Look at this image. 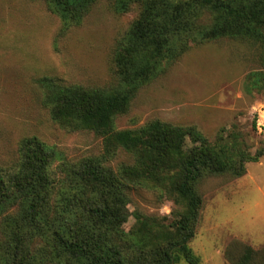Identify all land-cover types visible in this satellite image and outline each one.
Masks as SVG:
<instances>
[{"label": "trees", "instance_id": "1", "mask_svg": "<svg viewBox=\"0 0 264 264\" xmlns=\"http://www.w3.org/2000/svg\"><path fill=\"white\" fill-rule=\"evenodd\" d=\"M100 1L116 15H133L111 54L115 83L86 87L49 76L36 83L50 120L66 132L100 138L101 151L71 159L37 136L18 141L13 163L0 166V264H200L189 244L202 180L240 178L248 163L264 157V137L252 152V136L235 124L213 138L156 119L135 129L115 126L143 86L190 48L219 39L258 50L260 68L243 87L263 92L264 0H44L63 34ZM119 155L126 161L112 165ZM137 190L169 200L170 213L130 211ZM233 264H264V247H244Z\"/></svg>", "mask_w": 264, "mask_h": 264}, {"label": "rangeland", "instance_id": "2", "mask_svg": "<svg viewBox=\"0 0 264 264\" xmlns=\"http://www.w3.org/2000/svg\"><path fill=\"white\" fill-rule=\"evenodd\" d=\"M132 18L116 15L100 1L80 26L63 34L44 0H0V166L13 163L25 136L55 145L71 159L100 153V138L66 132L50 120L36 80L49 76L86 87L113 85L114 43ZM260 65L258 50L245 42L219 39L192 47L137 92L128 113L115 119L116 129L156 119L192 125L213 138L219 128L235 124L252 136L254 152L264 137V91L248 92L243 85ZM123 161L119 155L112 165ZM199 192L202 208L189 247L200 264H233L244 247H264V157L248 163L240 178H205ZM171 207L169 200L137 190L128 209L164 216ZM133 222L130 216L124 228Z\"/></svg>", "mask_w": 264, "mask_h": 264}]
</instances>
